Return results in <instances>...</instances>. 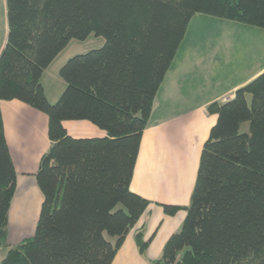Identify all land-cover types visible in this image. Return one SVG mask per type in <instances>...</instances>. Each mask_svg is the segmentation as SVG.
Here are the masks:
<instances>
[{
    "label": "trees",
    "instance_id": "obj_1",
    "mask_svg": "<svg viewBox=\"0 0 264 264\" xmlns=\"http://www.w3.org/2000/svg\"><path fill=\"white\" fill-rule=\"evenodd\" d=\"M205 15L264 30V0H7L0 102L17 100L48 118V152L35 174L43 204L34 235L7 244L16 173L0 111V264H112L149 202L130 191L155 96L191 19ZM103 47L59 70L65 89L50 104L43 72L72 40ZM205 142L180 230L150 264H264V72L233 99L212 103ZM66 121L105 138L73 139ZM248 123L249 132H241ZM144 257L148 242L135 235Z\"/></svg>",
    "mask_w": 264,
    "mask_h": 264
},
{
    "label": "crops",
    "instance_id": "obj_2",
    "mask_svg": "<svg viewBox=\"0 0 264 264\" xmlns=\"http://www.w3.org/2000/svg\"><path fill=\"white\" fill-rule=\"evenodd\" d=\"M7 36V0H0V54ZM53 63L40 80L50 104L56 103L65 89V83L57 78L60 68L57 77L51 78ZM263 72L264 30L205 15L191 19L155 96L130 183V191L149 206L112 264H150L161 257L165 244L180 230L187 215L184 210L167 215L162 206L187 208L190 204L202 150L217 123V115L207 113L208 105L233 99L238 89ZM49 79L56 83L55 89ZM0 111L16 173L7 228V244L12 247L35 233L43 204L35 174L51 143L45 114L17 100L1 101ZM62 125L73 139L107 136L87 121ZM138 232L148 242L144 257L135 243Z\"/></svg>",
    "mask_w": 264,
    "mask_h": 264
},
{
    "label": "rangeland",
    "instance_id": "obj_3",
    "mask_svg": "<svg viewBox=\"0 0 264 264\" xmlns=\"http://www.w3.org/2000/svg\"><path fill=\"white\" fill-rule=\"evenodd\" d=\"M105 43V40L102 37H94L91 35L86 41H77L72 40L68 46L61 52L60 56L58 57V61L56 63L54 62L53 65L50 67V74L52 75L51 78L57 77L56 73L59 68H61V65H64L66 61H68L70 58L84 55L90 51L98 50L101 47H103ZM56 75V76H55ZM60 78V77H57ZM52 79H49V85L55 89L56 83L51 81ZM61 82H63L62 79H60ZM241 132H249V125L248 123L244 124L241 128ZM7 252L6 247H0V262L4 259Z\"/></svg>",
    "mask_w": 264,
    "mask_h": 264
}]
</instances>
